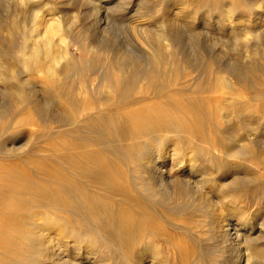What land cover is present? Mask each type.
I'll return each instance as SVG.
<instances>
[{
	"label": "rangeland",
	"instance_id": "rangeland-1",
	"mask_svg": "<svg viewBox=\"0 0 264 264\" xmlns=\"http://www.w3.org/2000/svg\"><path fill=\"white\" fill-rule=\"evenodd\" d=\"M0 1V50L10 53L12 69L28 76L0 80V264H40L32 246L47 227L64 233L69 264L86 263L80 253L98 258L97 251L107 264H238L244 248L221 243L215 224L222 214L247 233V219L264 235V0H111L108 32L97 28L104 27L95 10L101 0H33L35 22L24 12L33 37L22 35L14 49L20 38L5 30L21 6ZM184 17L194 25L179 24ZM138 24L155 35L135 33ZM32 42L47 59L35 71L18 60ZM96 43L104 48L93 62L114 54L116 45L156 69L154 79H138L112 119L126 120L130 129L124 139L119 132L111 139L128 148L109 167L112 181L89 177L102 166L91 154H114L103 141L107 124L76 141L66 127L70 117L79 124L108 107L99 100L108 94L103 78L111 71L85 67ZM73 62L81 76L62 75L59 70ZM88 98L98 103L88 106ZM174 149L179 156H172ZM171 161L183 162L179 171L170 169ZM76 163L89 172H75ZM163 175L201 188L189 198L177 197L173 186L154 192L152 178Z\"/></svg>",
	"mask_w": 264,
	"mask_h": 264
},
{
	"label": "bare ground",
	"instance_id": "bare-ground-1",
	"mask_svg": "<svg viewBox=\"0 0 264 264\" xmlns=\"http://www.w3.org/2000/svg\"><path fill=\"white\" fill-rule=\"evenodd\" d=\"M9 1V0H8ZM11 1V0H10ZM19 3V5L21 6L20 10H13L11 12L10 18L12 19L10 22H12L7 29L6 26V30L4 27L5 31H8L9 36L10 34L13 35H17L19 36L20 40L18 43H13L11 45V48L14 49L17 46H19L18 44L21 43V37L22 35L27 36L29 38H32L34 31L31 28L33 25L31 23L35 22L36 18H38L37 13L34 12L33 7L31 4L33 2V0H15ZM82 1V0H81ZM1 2V1H0ZM3 2V1H2ZM14 2V1H13ZM115 2V1H114ZM17 3V4H18ZM73 3V2H72ZM113 1L111 2V0H101V4L99 6H97L95 8L96 9H100V12L98 10V13H100L99 15V22H102L104 24V27L100 26L97 27L98 29L101 28H106L107 27V21L105 20V16L109 18V13L111 11L110 9V4H112ZM67 5V4H66ZM114 6H118V3H115ZM121 6V5H120ZM113 7V6H112ZM115 7V8H116ZM119 7V6H118ZM9 8V7H8ZM114 9V8H113ZM124 9V8H123ZM30 12L31 15V23H29L25 17V13L26 12ZM103 11V12H102ZM25 12V13H24ZM29 15V16H30ZM97 15V14H96ZM176 16V15H175ZM177 17V16H176ZM188 17V16H187ZM171 18V17H170ZM174 19V17H172ZM178 18V17H177ZM185 18V17H184ZM190 18V16L188 17V19ZM176 19V18H175ZM181 19V18H180ZM182 19V20H178V22H180L179 24H184V25H191L194 23L191 20H186ZM194 19V18H193ZM192 19V20H193ZM143 20V19H142ZM93 22V20H92ZM3 23V22H2ZM98 23V22H97ZM96 23V24H97ZM170 23V22H169ZM7 24V23H5ZM94 24V22H93ZM100 24V23H99ZM143 24V23H142ZM175 24V23H174ZM178 24V23H177ZM231 24V23H230ZM30 25V27L27 29V27ZM95 25V24H94ZM98 25V24H97ZM139 25V24H138ZM183 25V26H184ZM109 26V25H108ZM140 26V25H139ZM145 26V25H144ZM144 26H140L138 28V30H135V33L137 34H142L148 37V35L153 34L155 35L152 30L147 29ZM164 26V25H163ZM193 27V26H192ZM49 28V27H47ZM168 28V27H167ZM170 28V27H169ZM185 28V27H184ZM195 28V27H194ZM194 28H191V30L193 31ZM97 29V31H98ZM108 28L106 29H101L102 31L106 32ZM133 29V28H132ZM94 30V28H93ZM195 31V30H194ZM193 31V32H194ZM47 32V31H46ZM108 32V31H107ZM188 32V31H187ZM237 32V31H236ZM108 34V33H106ZM136 34V35H137ZM102 35V34H101ZM190 35V34H189ZM17 36V38H18ZM49 36V34L47 35ZM103 36V35H102ZM138 36V35H137ZM136 36V37H137ZM50 37V36H49ZM193 37V36H192ZM9 39L12 37H8ZM18 38V39H19ZM102 38V37H101ZM108 38V37H107ZM260 38V37H259ZM8 39V40H9ZM16 39V42L17 40ZM13 40V39H11ZM10 40V41H11ZM6 41V40H5ZM15 41V40H14ZM13 42V41H12ZM147 42V40H146ZM101 44V43H100ZM145 44V43H144ZM111 45V44H110ZM95 46H98V43L95 44ZM102 46V45H101ZM116 46V45H115ZM115 46L113 48H111V51H115L114 54L111 55H106L104 57V59H102L101 61L98 62H93V59L96 56V52H98L99 50H102L104 47H99L98 50H92L90 51V53H88L87 57V65L85 63V67H87L86 69H93L97 68V67H101V69H104L105 71H111L110 75L105 76L103 78L104 83H106V87L109 89L107 91V95L105 98L99 100V102H102L105 104V106L107 105L108 107L105 109H101L99 108V110H97L96 108V112L95 113H88L86 114V116L83 118L82 116V120L81 122L78 124L77 120L75 117H70L67 119V123H66V127L68 129V134L70 136V138L74 139L75 141L78 140V136L81 133H86L89 131H95V133L99 132V130L102 129V127L107 124V128L109 131V135L108 138H102V135H98L97 140L101 143L104 141V144L109 145L107 149H112L114 150V154L110 152V157L107 158L106 156H102L99 153L96 154H91L90 160H97L99 161V163L102 165L100 170H92L93 172H89L87 169H85L84 166L80 165V164H75L73 165L75 168V172L77 168H80L82 170V172L84 173H88L89 172V177L98 180L100 179L101 176L106 177L107 179H110L112 181V178H110V173H109V167L115 164H119L121 162V160L124 158V155H126V150H128V148L125 145H121L120 147H116L115 145L112 144L111 139H113V134L117 132H119L122 136L121 139H124L126 136H128V134L130 133V129L127 127L126 124V120L125 122H121L118 123L114 120H112L115 116V114L118 112V110H120L121 108H124L126 106V104L128 103L130 97L129 95L131 94V92L134 89V85L138 82V79L141 77H144L146 79H154L153 77H155V68L151 66L150 61H146L143 62L142 60H135L132 58L130 52L126 51H120L119 49L117 50V48L115 49ZM148 46H150V44H148ZM3 48V47H2ZM41 48L43 49L42 53L46 54L47 53V46L45 44L41 45ZM108 48V47H107ZM6 49V48H5ZM127 49V48H126ZM7 50V49H6ZM17 50V49H16ZM154 51V50H153ZM8 51L5 50H0V80H8L10 78H15L17 80H22L28 76L27 73L24 70L18 69H12L10 67V63H8V61L6 60L10 53H7ZM196 53V52H195ZM135 54V53H134ZM137 56V55H136ZM171 56V55H170ZM171 58V57H170ZM17 59V58H15ZM63 59H65L63 57ZM19 61L22 60V62L26 65L27 68H29L30 70H37L40 66H43L44 63L47 61L46 57H41V50L38 47V44L35 43H31L30 46H28L27 50H26V57H21L20 59H18ZM171 60V59H170ZM96 61V60H95ZM57 62V61H56ZM174 62V61H173ZM191 62V61H190ZM64 63V62H63ZM74 63V62H73ZM64 65V64H63ZM4 66H7L4 67ZM12 66V65H11ZM84 68V67H83ZM186 68V67H185ZM60 73L62 75H72V73L74 74V77L77 76L79 73L80 75L78 77L81 76V73L83 71V69L81 70V67L78 68L77 65L74 63H66L65 66H63V68H61V70H59ZM249 73V72H248ZM258 73V72H257ZM99 74V73H98ZM101 75V74H100ZM73 76V75H72ZM89 76V74H88ZM87 76V77H88ZM258 76V75H257ZM30 77V75H29ZM53 78H55L54 76H52ZM242 77V76H241ZM90 78V77H89ZM25 80V79H24ZM29 80V79H28ZM79 80H83V78L79 79ZM88 80V78H87ZM209 80V79H208ZM248 80V79H247ZM72 81V80H70ZM239 81V80H238ZM244 81V80H243ZM258 81V80H257ZM255 81V83L257 82ZM90 82V81H89ZM242 82V81H241ZM252 82V81H251ZM94 84V82H93ZM257 84H259V81L257 82ZM255 84V85H257ZM75 85V84H74ZM82 85V84H81ZM245 85V84H244ZM100 86V85H98ZM78 87V85H77ZM244 87V86H243ZM81 88V87H80ZM76 89V88H75ZM74 91L73 87H70L68 89L69 92V97L72 101H74V94H72ZM75 93V92H74ZM17 94L21 97V93L20 91L17 92ZM84 94V93H83ZM258 94V93H256ZM255 94V95H256ZM260 95V92H259ZM76 96V94H75ZM258 96V95H257ZM254 97V96H253ZM22 99H24L23 97H21ZM79 98V97H78ZM95 103H98V101L96 102L95 99H90L88 98L86 100V105H93ZM82 104V103H81ZM76 112V111H75ZM67 116V115H66ZM81 118V116H80ZM66 121V120H65ZM95 121L97 123V126H94V128H91V122ZM182 122V120H181ZM106 128V127H105ZM116 131V132H115ZM132 133V132H131ZM228 134V133H227ZM86 136V135H85ZM103 139V141H102ZM255 139V138H254ZM80 140V139H79ZM106 141V142H105ZM174 141V140H173ZM172 142V141H171ZM114 143V142H113ZM103 144V143H102ZM174 144V143H172ZM115 146V147H114ZM150 147V145H148ZM172 146V145H171ZM164 147V146H163ZM152 150V149H151ZM160 151V150H159ZM109 152V150H108ZM113 152V151H112ZM153 152V151H152ZM161 152V151H160ZM159 152V153H160ZM155 153V152H154ZM158 153V154H159ZM171 153V152H170ZM149 154V152H148ZM161 154V153H160ZM142 155V154H141ZM151 155V154H149ZM179 156V153L176 149L173 150V154L172 156ZM148 156V155H147ZM171 156V157H172ZM150 156H148L149 158ZM180 158V157H179ZM186 158V157H185ZM192 158V157H191ZM151 159V158H150ZM172 159V158H171ZM177 159V158H176ZM175 159V160H176ZM143 160V159H142ZM149 160V159H147ZM153 160V159H152ZM173 160V159H172ZM185 160V159H184ZM155 161V160H154ZM177 161V160H176ZM172 162V161H171ZM192 162V161H191ZM190 162V163H191ZM173 163V162H172ZM176 163V162H175ZM173 163L172 165H170V169H177V171L180 170V166L182 165V163L179 161L176 164ZM189 163V164H190ZM193 163V162H192ZM82 164V163H81ZM144 164V163H142ZM156 164V162H155ZM186 164V163H185ZM151 165V164H150ZM86 166V165H85ZM152 166V165H151ZM158 166V165H157ZM150 167V166H149ZM157 168V167H156ZM155 168V169H156ZM193 168V167H192ZM148 169V168H146ZM154 168L152 167V170ZM154 169V170H155ZM195 169V167H194ZM200 169V168H199ZM157 170H159L157 168ZM162 170V169H161ZM160 170V171H161ZM205 171V170H203ZM151 172V171H150ZM165 171H163L164 174ZM168 172V171H167ZM154 173V172H151ZM157 173V171L155 172ZM174 173V172H173ZM178 173V172H176ZM160 174V173H159ZM162 174V173H161ZM151 175V174H150ZM154 175V174H153ZM152 175V176H153ZM202 175V174H201ZM108 176V177H107ZM183 176V175H182ZM170 177V176H169ZM98 178V179H97ZM181 178V177H180ZM180 178H167L166 176H162L161 178H152L151 183V189L155 192L158 191L155 188H159V193L160 194H165L169 191V188H171V186L174 187L173 192L177 197H192L195 196V192H198L199 189L201 187H199V185L195 186H191L188 185L187 183L183 182ZM151 179V178H150ZM192 179V178H191ZM110 180H107L105 182L109 183ZM201 181V180H199ZM223 181V180H222ZM197 182V181H196ZM195 182V183H196ZM201 183H203L201 181ZM205 184V183H204ZM202 185V184H201ZM210 189V188H209ZM69 190V189H67ZM70 191H68L69 193ZM217 195V194H216ZM71 196V195H70ZM218 196V195H217ZM221 196V195H220ZM207 197V196H206ZM72 198L73 200V196L70 197V199ZM216 200V199H215ZM224 202V201H223ZM220 205V204H219ZM213 207V206H212ZM216 207V206H215ZM214 207V208H215ZM224 207V206H222ZM217 208V207H216ZM219 208V207H218ZM221 208V207H220ZM212 209V208H211ZM214 210V209H213ZM222 210V209H221ZM216 212V211H215ZM214 212V213H215ZM218 212V211H217ZM245 212V211H244ZM239 213V212H238ZM242 213V212H241ZM217 214V213H216ZM219 214V213H218ZM237 214V213H236ZM244 215V214H242ZM241 216V215H240ZM217 217V216H216ZM219 219H215L217 221V223L215 224L216 227L215 229L218 230V234H219V239L220 242L230 246H237L239 248H244V251L241 252L242 255L240 257V259L237 261L238 264H264V235L262 234L263 229L258 226L259 228H255L254 225H251V223L249 222V220H245V224L244 227L247 229V233L245 232H241V230H237V227H233V225L231 223H228L226 220H224V216H222V214L220 216H218ZM246 218V216H244ZM248 218V217H247ZM227 219V217L225 218ZM250 219V218H249ZM261 222V221H260ZM214 223V222H213ZM214 225V226H215ZM263 225V224H262ZM53 227V226H52ZM264 227V226H263ZM62 228V227H61ZM52 228H44L42 231V235L34 237V243L32 246V250H36L38 249L40 252V255L42 256V260L40 262V264H69L71 261V259H69L68 257V253H69V249H68V242H66L64 239L65 235L64 233L60 230V227H56L55 228V232H53L51 230ZM41 232V231H40ZM39 233V232H38ZM217 233V231H216ZM53 234V236H51ZM37 235V234H36ZM262 235V236H261ZM80 236V235H79ZM82 237V236H81ZM79 239V238H78ZM54 240H57L56 242L58 243V245H54ZM79 240H74L73 244L75 247H73V252L72 254H76L77 257L79 255V253L77 252V246H79L80 241ZM59 241V242H58ZM68 241V240H67ZM87 241V240H86ZM86 243V242H85ZM84 243V244H85ZM92 245V244H91ZM72 246V245H71ZM229 246V247H230ZM92 248V247H90ZM232 248V247H231ZM238 249V248H236ZM88 250V249H87ZM94 250V249H93ZM239 250V249H238ZM72 251V250H71ZM79 251V250H78ZM241 251V250H240ZM80 252V251H79ZM101 252V251H100ZM99 251H97L96 253H94L95 255H98L100 253ZM34 253V252H33ZM145 253V252H144ZM38 254V253H36ZM160 254V253H159ZM91 253H87L82 255V253H80V257L83 258L84 264H93L94 262L97 264H107L103 259V256L101 255H97L98 258H91ZM95 257V256H93ZM238 257V255H237ZM106 258V257H105ZM156 258V257H154ZM233 259V258H232ZM73 260V259H72ZM106 260V259H105ZM153 260V259H152ZM151 260V261H152ZM107 261V260H106ZM139 261V260H138ZM155 261V260H154ZM74 262V260H73ZM99 262V263H98ZM157 262V261H156ZM156 262H152L150 264H156ZM77 263V262H74ZM141 263V262H140ZM233 263V262H232ZM111 264V263H110ZM139 264V263H138ZM160 264V263H159ZM237 264V263H236Z\"/></svg>",
	"mask_w": 264,
	"mask_h": 264
}]
</instances>
